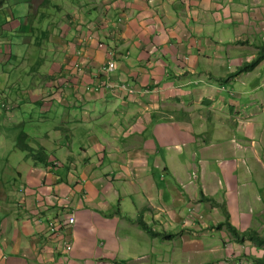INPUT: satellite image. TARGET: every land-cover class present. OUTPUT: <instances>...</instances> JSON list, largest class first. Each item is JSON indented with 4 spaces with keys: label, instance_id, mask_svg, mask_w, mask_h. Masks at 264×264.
<instances>
[{
    "label": "crops",
    "instance_id": "crops-1",
    "mask_svg": "<svg viewBox=\"0 0 264 264\" xmlns=\"http://www.w3.org/2000/svg\"><path fill=\"white\" fill-rule=\"evenodd\" d=\"M57 1L0 0V264L264 258V0Z\"/></svg>",
    "mask_w": 264,
    "mask_h": 264
},
{
    "label": "trees",
    "instance_id": "trees-1",
    "mask_svg": "<svg viewBox=\"0 0 264 264\" xmlns=\"http://www.w3.org/2000/svg\"><path fill=\"white\" fill-rule=\"evenodd\" d=\"M262 59H264V48L262 45L258 47V53L254 59L241 65L235 72L234 75L251 71ZM30 150V149H29ZM213 205H218L215 201L211 200ZM223 210V209H222ZM137 225L148 234L155 236L156 233H153L146 224L141 220L137 219ZM216 227H224L225 230L230 234L233 241L236 243H242L244 241H249L255 247L264 248V236H260L256 231L248 230L244 232H238L234 227H232L226 220L216 225ZM253 261V260H252ZM256 264H264V260H254Z\"/></svg>",
    "mask_w": 264,
    "mask_h": 264
},
{
    "label": "built area",
    "instance_id": "built-area-1",
    "mask_svg": "<svg viewBox=\"0 0 264 264\" xmlns=\"http://www.w3.org/2000/svg\"><path fill=\"white\" fill-rule=\"evenodd\" d=\"M115 67H116L115 62L113 61L112 58H109L107 63L102 68V70L105 73V76H106V73L112 72L115 69ZM103 81L104 80H102V82ZM102 82H100V84ZM120 88L124 89V90L126 89L125 85H121ZM126 90L130 93L132 92L130 89H126ZM73 223H74V216L72 214H68V215H66V217L64 219L58 218V219L50 220V221H48V224H47V228H48L49 233L52 236H55L57 239H59V238L62 239L63 243H61V245L65 251L71 250V244L67 242L65 234L67 232L66 230L68 228H70Z\"/></svg>",
    "mask_w": 264,
    "mask_h": 264
},
{
    "label": "rangeland",
    "instance_id": "rangeland-1",
    "mask_svg": "<svg viewBox=\"0 0 264 264\" xmlns=\"http://www.w3.org/2000/svg\"><path fill=\"white\" fill-rule=\"evenodd\" d=\"M58 1H61V2H63L64 3V6H63V9H66L67 8V5H70V7H79V6H77V5H74V3H72L73 1L72 0H58ZM57 1V4H59L60 2H58ZM87 2H88V4H90L91 2H90V0H87ZM81 11V10H80ZM38 53L39 54H42V55H45L46 54V51L45 50H43V49H39V51H38ZM114 52H112L111 51V53H110V55H109V57H108V59L109 58H112L113 59V61L115 62V59H114ZM107 63V62H106ZM105 63V64H106ZM104 64V65H105ZM115 64H116V62H115ZM36 67V66H35ZM23 79H22V84H25V83H27L28 82V80H27V78H26V75H23ZM16 89L15 88H12V87H10L9 89H5V91H12L13 93H15L16 91H15ZM51 123V120L49 121V122H47V123H45V122H43V123H41L40 125H34V126H32V127H36V128H39V129H41V130H45V126H46V124L47 125H49ZM36 128H35V130H36ZM21 130L24 132V133H26L27 135L29 134V126L28 125H26V126H24L23 128H21ZM32 135V134H31ZM33 136V135H32ZM18 143L19 144H31L29 141H28V136H21L20 138H19V141H18ZM261 236V235H260ZM262 236H264V235H262ZM253 261L255 260L254 258L252 259ZM256 260H264V258H260V259H256ZM237 264H240V263H238L237 262Z\"/></svg>",
    "mask_w": 264,
    "mask_h": 264
},
{
    "label": "bare ground",
    "instance_id": "bare-ground-1",
    "mask_svg": "<svg viewBox=\"0 0 264 264\" xmlns=\"http://www.w3.org/2000/svg\"><path fill=\"white\" fill-rule=\"evenodd\" d=\"M109 54H110V53H109ZM107 59H108V58H107ZM107 59H106V60H107ZM102 65H103V64H101V66H102ZM101 70H102V69H101ZM102 72H103V71H102ZM112 72H113V71H112ZM106 74H107V73H106ZM108 75H109V74H108ZM100 76H101V75H100ZM101 77H103V76H101ZM105 77H106V76H105ZM103 78H104V77H103ZM97 85H98V84H97ZM87 89H88V88H87ZM43 114H45V112H44ZM41 119H42V118H41ZM41 119H40V120H41ZM54 219H56V218H54ZM47 223H48V222H47Z\"/></svg>",
    "mask_w": 264,
    "mask_h": 264
}]
</instances>
